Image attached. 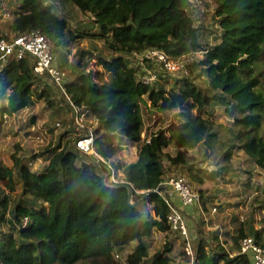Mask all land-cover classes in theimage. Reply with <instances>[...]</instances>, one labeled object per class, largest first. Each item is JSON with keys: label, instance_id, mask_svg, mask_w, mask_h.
<instances>
[{"label": "trees", "instance_id": "16d2710c", "mask_svg": "<svg viewBox=\"0 0 264 264\" xmlns=\"http://www.w3.org/2000/svg\"><path fill=\"white\" fill-rule=\"evenodd\" d=\"M215 2L220 30L215 42L203 44L201 27L187 9L189 0H16L10 10L0 1V19L10 17L0 38L39 29L62 61L64 48L86 38L92 42L93 49H82L67 74V90L96 120L97 153L132 186L131 195L125 186H112L107 164L78 148L76 138L64 141L65 133L30 156L19 154L17 145L12 166L0 157L1 185L11 191L21 185L15 196L0 188V226L6 227H0V264H173V240L150 252L155 232L174 233L167 218L170 208L157 192L167 174L182 172L199 192L203 208L218 211L230 204L219 202L205 183L232 181L225 175L234 169L237 152L264 172V0ZM151 48L173 59L198 50L204 55L189 64V73H172L157 63L159 79L146 84L144 68L152 62L141 61L135 52ZM91 58L99 68H88ZM34 64L30 55L12 56L0 69V116L36 100L56 111L54 89ZM201 78L204 83L198 82ZM169 81L174 82L170 87ZM61 98L58 102L66 101ZM149 107L160 113L153 130L145 120ZM119 137L137 147L136 161L115 158L123 148ZM246 172L250 184L253 172ZM258 209L264 212V197L234 233L224 232L230 247L220 242L219 231L212 232L211 241L201 231L194 241L195 264H253L250 253H240V241L252 235L264 246V224L256 225Z\"/></svg>", "mask_w": 264, "mask_h": 264}, {"label": "rangeland", "instance_id": "374dc122", "mask_svg": "<svg viewBox=\"0 0 264 264\" xmlns=\"http://www.w3.org/2000/svg\"><path fill=\"white\" fill-rule=\"evenodd\" d=\"M0 1L2 3L6 2L5 6H8L9 10L11 9L12 4H10L8 0ZM215 7V0H189V4L187 6L189 13H191L195 19V24L198 27H201L202 39H204L202 42L203 44H205V40L215 42V34L220 30L217 25ZM9 18V15L6 14L3 19H0V28H4L5 30L9 29ZM212 30L215 32H212ZM8 33L10 32L8 31ZM10 35L14 36L12 34ZM101 45L102 44L100 43V46ZM84 48L93 49L92 42L87 38L79 41L70 48H64L66 53V56L64 57L65 61L60 60L61 58L57 55V62L65 69L68 77H70L72 74L74 65H77L76 62L80 57V51ZM187 54L191 55L194 59L196 57L199 59L204 55L203 51L201 50L192 51V53ZM89 60L91 61L88 68H99L96 58H91ZM262 68L264 71V59L262 61V65L260 66V69ZM261 77L264 79V73ZM198 82L204 83L205 78L199 79ZM173 83V81H169L167 86L170 87L173 85ZM51 85L57 96H54L57 102L55 107L56 111L46 108V104L48 103L44 100H36L32 106L10 114L7 121H3V123L0 124V157L4 164H7L8 166L13 165L12 155L17 151L18 146L21 147L19 154L21 153L22 155L30 156L34 152H42L48 144L56 143L59 136L63 133H65L63 139L64 141L67 139L73 140L76 138L74 126L72 125V112L66 104V101L58 102V98H63H61L62 96L60 95L57 88L52 83ZM170 114L171 113H169V116L165 119L169 120L171 118ZM158 115H160V113L151 110V107L145 110V120L147 126L151 127L153 124V119L157 118ZM33 116H36L35 123L31 122ZM226 116L227 114L224 113L218 119L223 120ZM58 122H61L62 126L58 125ZM95 126L96 123L93 124V127ZM150 130H153V128L151 127ZM67 131H69V133H67ZM118 140L122 143L123 148L115 158L124 160L126 162L136 161L138 159L137 147L132 143H128L122 137H119ZM169 151L174 152L175 147H172L169 149ZM190 152L200 158L203 156V153L199 152L196 148H192ZM210 157L214 158V155H210ZM43 160L44 156L42 155L41 158L38 159V162L40 163ZM233 164L234 169H232L229 174L225 175L226 178H232V181L226 182L224 180H220L205 183V186L209 187L219 195V197H217L219 202H228L230 205L225 210L218 209L216 212L212 211L213 206L210 207L209 211H206L202 205L201 208L197 206L195 207L196 209H193L191 212L187 213L193 242L200 237L201 231L204 232L205 234H202L206 236L207 239L209 238V241H211L210 239L214 238V234L212 232L216 231L217 227H220L223 230L224 243L227 247H230L231 238L225 235L224 232L230 231L231 233H234L235 228L240 225V222L247 218V216H249L257 204L262 201L264 197V172L255 165L254 161H248V156H246L243 152H237L235 154L233 158ZM210 168H214L213 163L210 165ZM246 168H250L253 172L251 174L250 184L246 183L249 180V173L246 172ZM178 173L182 174V172ZM178 173L170 172L167 175L170 176ZM2 186L5 185H1L0 183V188H2ZM19 190H21L20 184L17 185V189L15 191H11L6 186L4 188V192H9L12 196H15ZM256 198L258 199L257 202L255 201ZM217 200L216 202H218ZM202 211H204V214ZM193 215H195V217H193ZM234 216H238L239 221L234 222ZM263 224L264 212L262 209H258L256 214V225L258 227H262ZM0 227L3 230L6 229V227ZM169 240H173L175 243L174 249L171 253L174 258L173 264H182L186 260L183 250L184 242L180 236H177L171 231L155 232L153 239L150 240V252L154 253L156 250H159ZM135 244L136 242H133L131 245H129L127 252L133 250ZM123 258L125 259V256H123Z\"/></svg>", "mask_w": 264, "mask_h": 264}, {"label": "built area", "instance_id": "2783aa9c", "mask_svg": "<svg viewBox=\"0 0 264 264\" xmlns=\"http://www.w3.org/2000/svg\"><path fill=\"white\" fill-rule=\"evenodd\" d=\"M26 55L34 58V71L38 74L46 75L49 81L65 98L68 107L71 108L72 125L74 126L76 134L77 147L83 152L104 161L109 168L108 175L113 183L124 182V180L119 179V173H117L113 166L97 153L93 127L96 120L90 115L89 109L76 104L69 94L67 90V74L57 63L53 41L39 29L10 36V38H0V69L8 63L12 56L21 59ZM135 55L141 61L150 60L152 62V67L146 66L144 68L145 72L142 76V81L146 84H151L159 79L158 72L154 69L155 64H160L161 67L172 73L181 70L189 73V64L194 60L189 54L173 59L164 50L159 48H151L144 52H135ZM9 115V113H4L0 117L4 121H7ZM57 124L62 126L61 122ZM157 192L162 194L165 203L170 208L167 215L170 229L183 239V250L187 259L182 264H195L196 249L189 227L190 222L187 218V211L197 206L199 208L202 207L199 192L194 189L191 180L184 174L167 176L161 183V187L157 189ZM175 197H178L179 202H177ZM212 211L216 212L217 207H213ZM202 213L204 214V211ZM24 223H28V218L24 219ZM216 230L219 231L220 242L226 246L223 230L220 227H217ZM240 253H250L253 264H264V246L252 235L245 236L241 239ZM231 256H233L232 253ZM229 264L235 263L232 262Z\"/></svg>", "mask_w": 264, "mask_h": 264}, {"label": "water", "instance_id": "95a60500", "mask_svg": "<svg viewBox=\"0 0 264 264\" xmlns=\"http://www.w3.org/2000/svg\"><path fill=\"white\" fill-rule=\"evenodd\" d=\"M102 182H106V174L104 173L103 175H102ZM125 186L126 188H127V190H128V193H129V195H131V193H132V186H131V184L130 183H128V182H121V183H115V184H113L112 186Z\"/></svg>", "mask_w": 264, "mask_h": 264}, {"label": "crops", "instance_id": "0c3cea01", "mask_svg": "<svg viewBox=\"0 0 264 264\" xmlns=\"http://www.w3.org/2000/svg\"><path fill=\"white\" fill-rule=\"evenodd\" d=\"M8 1L10 2V4H12V5H11V9H13L14 7H16V0H13V3H11L10 0H8ZM8 4H9V3H8ZM7 13H8V12H7ZM175 199L177 200V202H179L178 197H175ZM193 209H195V208H192V209L188 210L187 213H188V212H191ZM193 217H195V215H193Z\"/></svg>", "mask_w": 264, "mask_h": 264}]
</instances>
